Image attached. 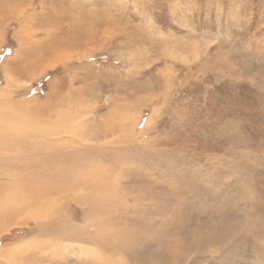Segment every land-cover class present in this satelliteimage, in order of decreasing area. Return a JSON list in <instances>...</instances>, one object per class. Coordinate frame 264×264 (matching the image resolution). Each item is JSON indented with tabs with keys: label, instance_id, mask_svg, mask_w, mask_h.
I'll list each match as a JSON object with an SVG mask.
<instances>
[{
	"label": "rangeland",
	"instance_id": "rangeland-1",
	"mask_svg": "<svg viewBox=\"0 0 264 264\" xmlns=\"http://www.w3.org/2000/svg\"><path fill=\"white\" fill-rule=\"evenodd\" d=\"M0 91L22 117L0 127V211L80 223L99 172L140 254L164 237L165 264H264V0H0ZM68 176L84 185L58 194ZM25 211L0 215V264H128L40 236L35 217L57 214Z\"/></svg>",
	"mask_w": 264,
	"mask_h": 264
},
{
	"label": "bare ground",
	"instance_id": "bare-ground-1",
	"mask_svg": "<svg viewBox=\"0 0 264 264\" xmlns=\"http://www.w3.org/2000/svg\"><path fill=\"white\" fill-rule=\"evenodd\" d=\"M4 115L5 113L3 112V110L0 109V127H4L6 129V135L9 136L10 129H11L10 126H12L10 125L11 120L14 118L16 122L22 123L21 122L22 117L18 118L17 116H9V117L7 116V119H6V116ZM3 120L9 122V124L7 122H3ZM24 122H25V119H24ZM7 139H9V137H7ZM9 174L14 175L13 173H9ZM61 176H62L61 178L65 177L63 175ZM93 176H94L92 179L93 182L90 183L89 186L85 185L83 187V190H81L76 195L75 200H74L77 203H79L81 207H84V212H83L80 223L78 222L75 223L70 218L68 219L67 218L68 216L66 217V215L64 214L65 213L64 207H60L56 210L52 208L48 209L46 205L40 206V207H30L32 205L30 201H26L25 204L23 203L24 208H21V209L18 207L12 206L11 208H8L6 210H1L0 211L1 218L8 219V217L11 215L13 217L11 219H13V221L16 222V219H19V218L24 219L23 216L27 212L25 210H29V214L27 217H29L30 214L32 215L33 213H39V212H43L44 214H53L55 216L57 214L56 218H51L42 223L38 222L36 220L37 218L35 217L33 221H35L36 223L35 225L36 231H38L37 233H39L40 236H46V237L52 238L53 240H56V242L60 240V243L64 241L71 242V243L72 242L86 243L92 246L93 251L98 252V255L96 256H99V254H104V253L114 254L119 257L127 256L128 264H165L166 258H164V256L168 253L167 252L168 245H167V240L164 239V237L163 239L158 241V244H159V247H158L157 244L154 245V243H151L148 240L149 239L148 237H146L148 238L146 239L143 236L144 238L143 240L146 239L152 245L153 248L155 246H157V248H155V250L152 253H149L150 255L147 256L141 253L142 254L141 256L138 242H136L135 240L130 241L129 238H126L128 237V235H126L123 231L121 232V230L120 232H118V234L116 231L111 230L112 227L118 226V225L120 226L122 224L120 222H116V221L114 222V218H117V219L120 218L119 215L124 214L122 210H124L126 207V205L124 206L125 201L123 203H119L121 200L120 194L117 190H115V189H120L119 181L115 179L113 181L112 180L110 181L108 180L109 178L107 176L99 172L93 173ZM14 177H15L14 181L16 182H20L24 184L29 182L24 179L25 177L23 178L20 175L14 176ZM65 182H67V184H61V185H59V183L57 184V182L56 183L54 182L58 194H60L62 190L64 189L79 188L84 185L83 180H74L73 177H69ZM0 185L2 184L0 183ZM89 187L91 190L87 191V193H84L86 190L89 189ZM121 188H124V187H121ZM27 189H29L28 186H27ZM32 198H35V197L32 195H30V198L26 197L27 200H31ZM50 198L56 199L58 198V196H52ZM126 198H130V197L127 196ZM61 200L64 201L65 199L62 197H59V201ZM99 201L101 202L93 204ZM138 205H135L132 208H130V210L132 211V216L128 217L127 220L128 221L131 220L132 223L136 221V217H138L139 213L142 212V208H138L137 207ZM16 213H18V215H16ZM6 215H9V216L6 217ZM142 217H143V214H141V218ZM109 218H110V222H109ZM139 220L141 222L144 221L142 219H139ZM144 223H149V221L145 220ZM122 226L123 225H121V227ZM122 236H126V237H122ZM204 241L206 242V246L210 245L211 243L215 245V242L217 241V239L216 238H206ZM216 244L219 245L220 242L218 241L216 242ZM188 246L190 248V245ZM201 249L202 247L200 246V242L198 244V240H194L191 251H193L194 254H196L198 251V254H200L199 250ZM211 250L213 249L212 248L209 250L206 249V253L204 252L205 255L209 256L211 254ZM179 252L180 251H177V252L175 251V253H178L177 254L178 256H176L173 259V261L171 260L172 264H181V260H182L181 258L183 254ZM138 255L139 257L137 259ZM15 259L16 257H14V259L12 258L13 261H15ZM106 264H125V263L121 261H115L114 263H110L108 261V263Z\"/></svg>",
	"mask_w": 264,
	"mask_h": 264
},
{
	"label": "crops",
	"instance_id": "crops-1",
	"mask_svg": "<svg viewBox=\"0 0 264 264\" xmlns=\"http://www.w3.org/2000/svg\"><path fill=\"white\" fill-rule=\"evenodd\" d=\"M8 94H10V92L7 91V93L4 95V92L0 91V102L3 101V100H6V99H5V96L7 97ZM6 113H7V112H6ZM5 115H6V114H5ZM7 115H8V113H7ZM7 115H6V116H7ZM16 242H18V241H16ZM19 243H20V242H19ZM4 248H5V249H12V248H13L14 250H15V249H18V248H15V246H6V247H4Z\"/></svg>",
	"mask_w": 264,
	"mask_h": 264
},
{
	"label": "trees",
	"instance_id": "trees-1",
	"mask_svg": "<svg viewBox=\"0 0 264 264\" xmlns=\"http://www.w3.org/2000/svg\"><path fill=\"white\" fill-rule=\"evenodd\" d=\"M7 54H9L8 52H3V55H7Z\"/></svg>",
	"mask_w": 264,
	"mask_h": 264
}]
</instances>
